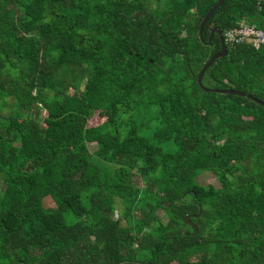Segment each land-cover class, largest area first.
I'll list each match as a JSON object with an SVG mask.
<instances>
[{
    "label": "trees",
    "instance_id": "16d2710c",
    "mask_svg": "<svg viewBox=\"0 0 264 264\" xmlns=\"http://www.w3.org/2000/svg\"><path fill=\"white\" fill-rule=\"evenodd\" d=\"M216 1L0 0V264H264V106L214 90L264 101V44L197 82L264 8Z\"/></svg>",
    "mask_w": 264,
    "mask_h": 264
},
{
    "label": "water",
    "instance_id": "95a60500",
    "mask_svg": "<svg viewBox=\"0 0 264 264\" xmlns=\"http://www.w3.org/2000/svg\"><path fill=\"white\" fill-rule=\"evenodd\" d=\"M224 0H217L212 7H210V9L206 12V14L203 16V18L200 21L199 24V33L202 32V28L204 26V24L207 22V20L209 19V17L212 15V13L214 12V10L223 2ZM216 33L219 37L220 40V50L216 51L215 53H213L201 66V68L199 69L198 73H197V82L198 84L205 90H210V88H207L205 86L202 85V76L204 74V72L206 71V69L210 66V64L218 57H222L227 53V49H226V42L223 36L222 31L214 26L210 29V33L208 35V39L206 41V43H209V41L211 40L213 34ZM215 91L221 92V93H229V94H237V95H241V96H246L250 99H252L253 101L257 102L258 104L264 106V101L261 100L260 98L250 94V93H246L243 90L240 89H235L232 87L229 88H214Z\"/></svg>",
    "mask_w": 264,
    "mask_h": 264
},
{
    "label": "built area",
    "instance_id": "2783aa9c",
    "mask_svg": "<svg viewBox=\"0 0 264 264\" xmlns=\"http://www.w3.org/2000/svg\"><path fill=\"white\" fill-rule=\"evenodd\" d=\"M259 8H264V0H256ZM225 42H247L254 47L264 44V24L257 26L254 22L240 19L236 24L228 27L223 32Z\"/></svg>",
    "mask_w": 264,
    "mask_h": 264
},
{
    "label": "rangeland",
    "instance_id": "374dc122",
    "mask_svg": "<svg viewBox=\"0 0 264 264\" xmlns=\"http://www.w3.org/2000/svg\"><path fill=\"white\" fill-rule=\"evenodd\" d=\"M9 6H11V5H9ZM70 91H72V89H70ZM43 113H44V111H43ZM107 115L108 114L106 112H104L102 110H97L94 113V115L90 118L89 124L100 123L107 117ZM168 143H169V145L167 146ZM161 144H162V146H164V148L166 150H174L175 149V145L173 144V142H162ZM212 180H213V178H211V177H207L206 178V181H212ZM44 204L45 205H49V206L53 205V202H52V200H51V198L49 196H46L44 198Z\"/></svg>",
    "mask_w": 264,
    "mask_h": 264
},
{
    "label": "crops",
    "instance_id": "0c3cea01",
    "mask_svg": "<svg viewBox=\"0 0 264 264\" xmlns=\"http://www.w3.org/2000/svg\"><path fill=\"white\" fill-rule=\"evenodd\" d=\"M256 48V47H255ZM258 48V47H257Z\"/></svg>",
    "mask_w": 264,
    "mask_h": 264
}]
</instances>
